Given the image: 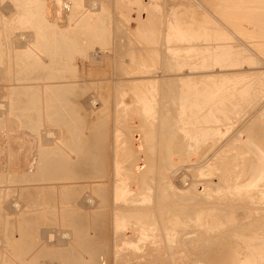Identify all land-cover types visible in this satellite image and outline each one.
<instances>
[{
    "label": "rangeland",
    "instance_id": "1",
    "mask_svg": "<svg viewBox=\"0 0 264 264\" xmlns=\"http://www.w3.org/2000/svg\"><path fill=\"white\" fill-rule=\"evenodd\" d=\"M40 1L42 16L49 23L46 30L49 43L47 53L43 54L33 47L37 39L35 26L25 25L19 19L24 9L21 0H0V130L6 133L8 161L10 135L23 129L37 140L33 170L9 171L7 168L0 171V264L51 261L115 264V233H123L134 226L145 233V238L159 237L161 241L163 234L168 240H175L186 233L185 239H179L178 250L189 245L195 248L192 251L205 255L210 252L204 264L211 256L212 264H220L221 256L233 249L239 253L254 251L262 256L264 226L260 229L258 224H264V201L261 206H251L257 204L252 199L247 204L240 201L244 211L236 214V220L230 217L229 223L212 225L207 231L198 230L194 222L196 212L214 204L193 203L196 197L187 186L192 181L190 170L194 167H178L176 176L172 171L174 168L168 170V175L161 173L166 161L164 153L168 157L177 154L171 146V143L175 144L174 137L177 136L173 135L177 128L174 123L165 122V119H172L170 110L174 103L171 101L175 96L166 94L165 90H172L175 79L180 76L164 74L161 70L145 77L121 76L124 71L150 66L151 60H155H150L142 49L130 43L119 50L121 45L117 40L124 38L125 43L127 39L116 37L113 0H68L69 9L63 26L58 25L56 18L46 17V0ZM80 23L86 25L82 28ZM88 30L96 32L97 39L88 37ZM57 33L68 40L70 45L66 44L71 52L66 46L64 51L60 49V55L57 54L58 45L50 43V37ZM90 39L94 42L89 43ZM27 48H32L47 66V71L36 73V76H42L37 80L30 77L32 73L28 76L24 72L17 77L16 62L23 59L17 53ZM80 60L84 63L78 64ZM119 62L123 65L117 67ZM158 62L163 68V59ZM140 79H155L156 107L147 104L139 110L135 100L131 106L122 105L119 90L126 85V91L133 92V82ZM29 83H35L33 85L39 88L31 91L21 88ZM75 84L78 85L75 87ZM137 90L147 102L149 96L145 90L140 87ZM71 91H75L74 96ZM67 94L73 99L69 100ZM35 95L40 100L35 99ZM18 99L22 102L18 103ZM21 110H24L23 114ZM135 134L140 138V149L135 148ZM137 164H146V169L137 173ZM133 186L138 188V193L135 194ZM159 189L160 195L157 194ZM135 212L147 215L138 217ZM252 227L256 229L254 234H239ZM48 235H52L50 240ZM192 236L196 238L187 244L186 239ZM129 262L140 264L131 258Z\"/></svg>",
    "mask_w": 264,
    "mask_h": 264
},
{
    "label": "bare ground",
    "instance_id": "2",
    "mask_svg": "<svg viewBox=\"0 0 264 264\" xmlns=\"http://www.w3.org/2000/svg\"><path fill=\"white\" fill-rule=\"evenodd\" d=\"M21 3L24 9L19 15L20 21L25 25L33 24L37 29V39L33 47L42 51V54L47 53L49 38L46 30L49 23L42 16L40 10L42 2L21 0ZM68 9V0H46V17L56 18L60 26L66 22ZM113 9L117 28L116 37L123 36L127 39L125 43L124 38L117 40L121 45L119 50L130 43L142 49L150 60L151 58L155 60V63L151 60L150 66L143 65L134 70L124 71L123 74L121 72V76L145 77L158 74L160 70L164 74L180 76L175 79L172 90L168 88L169 85H167L168 90H165L166 94L173 93L175 96L174 101H171L174 103H171L170 110L172 119L167 121L165 119V122L174 123L177 128L173 129L176 131L174 132L176 135L173 136H177L174 137L175 144L171 143L177 154L168 157V154L164 153L166 161L161 173L168 175L170 174L168 170L174 168L172 171L176 176L179 173L176 171L178 167L183 165L194 167L190 170L192 181L187 186L196 197L193 203L196 204L198 201L200 205L214 204L210 208H201L196 212L194 222L198 230L207 231L212 225L229 223L232 220L230 217L236 220V214L244 211L240 201L247 204L252 199L257 204L251 206H261L260 203L264 201V0H113ZM85 23H80V26H85ZM86 33L90 38L98 35L92 30ZM91 41L90 39L88 42ZM50 43L58 45L57 54L60 55L58 53L60 49L64 51L69 42L57 33L50 37ZM69 47L67 50L71 52ZM31 49L27 48L26 51L17 53L19 58L21 56L23 58L16 62V71L20 74L17 73V77L20 78L24 72L28 76L32 73L30 77H35L34 80H37L40 75L36 76V73L41 74L45 69L47 71V66ZM69 52H67L68 56L71 54ZM162 59L163 68L158 62ZM71 63L75 65L72 60ZM77 63L81 64L84 61L80 60ZM120 64L123 65L119 62L117 67ZM48 76L47 79L50 78ZM33 84L35 83L21 88L26 87L31 91L38 87ZM133 84L135 85L131 87L133 92H127L126 85L119 90L122 105L131 106L135 100L139 110H143L147 104L156 107L155 79L135 80ZM76 85L78 84H75V87ZM66 87L65 85L64 88ZM139 87L148 94L147 102L145 96L138 93ZM74 90L76 91V88ZM69 91L70 89L67 93ZM71 98L69 96V100ZM17 102L20 103L22 100L18 99ZM24 110H21V113ZM159 110H161L160 106ZM150 111L153 112L151 109ZM167 112L166 114L169 113ZM27 118L29 120V117ZM5 137L6 133L0 130V171H5L7 168L9 171L33 170L36 160V137L23 129L10 135L9 161L6 155ZM134 139L135 148L140 149L141 143L137 134L134 135ZM213 145V150H210ZM184 160L187 163L183 162ZM146 166V164H137L135 170L141 173ZM132 189L136 191L135 194L138 193L136 186ZM160 189L157 190L159 195ZM117 193L120 194V190ZM132 199L134 200V197ZM135 213L138 217L147 215L142 212ZM263 226V223L258 224L260 229ZM178 228H181V225H178ZM126 229L123 233L118 231L115 233V264H129L130 258L140 264H204L210 253L205 255L192 251L195 248H190L189 245L178 250L179 239L180 241L185 239L186 233L175 237V240L174 238L168 240L163 234L162 242L159 237L145 238V233L135 226ZM255 231L256 229L252 227L239 234L250 236ZM51 237L52 235H48L49 240ZM194 238L196 236L186 239L187 244ZM221 258L220 264H264V254L261 256L254 251L239 253L233 249L225 252ZM213 259L219 258L213 257ZM205 262L212 264V256ZM39 264H60V262Z\"/></svg>",
    "mask_w": 264,
    "mask_h": 264
}]
</instances>
